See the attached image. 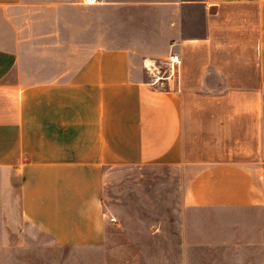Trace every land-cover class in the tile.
Instances as JSON below:
<instances>
[{
	"label": "crops",
	"instance_id": "1",
	"mask_svg": "<svg viewBox=\"0 0 264 264\" xmlns=\"http://www.w3.org/2000/svg\"><path fill=\"white\" fill-rule=\"evenodd\" d=\"M170 52L178 86L151 85ZM145 165L178 171L189 210L264 223V0H0V175L21 220L99 246L107 173Z\"/></svg>",
	"mask_w": 264,
	"mask_h": 264
},
{
	"label": "rangeland",
	"instance_id": "2",
	"mask_svg": "<svg viewBox=\"0 0 264 264\" xmlns=\"http://www.w3.org/2000/svg\"><path fill=\"white\" fill-rule=\"evenodd\" d=\"M3 182L0 175V264H264L261 215L240 212L238 220L236 214L185 208L178 171L167 167L107 173V228L95 247L60 246L21 220L17 178L11 177V194Z\"/></svg>",
	"mask_w": 264,
	"mask_h": 264
},
{
	"label": "built area",
	"instance_id": "3",
	"mask_svg": "<svg viewBox=\"0 0 264 264\" xmlns=\"http://www.w3.org/2000/svg\"><path fill=\"white\" fill-rule=\"evenodd\" d=\"M101 2L102 0H81V3L85 5H95ZM180 65V56L172 52L167 55L161 64L154 62L153 64L145 65V69L150 77V84L162 87L178 86L180 81Z\"/></svg>",
	"mask_w": 264,
	"mask_h": 264
}]
</instances>
